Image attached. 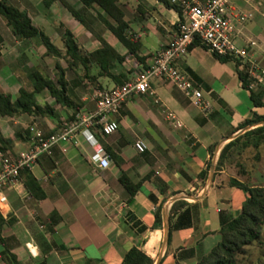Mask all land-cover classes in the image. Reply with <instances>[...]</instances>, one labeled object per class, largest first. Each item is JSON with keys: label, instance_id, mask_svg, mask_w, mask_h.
I'll return each mask as SVG.
<instances>
[{"label": "crops", "instance_id": "crops-1", "mask_svg": "<svg viewBox=\"0 0 264 264\" xmlns=\"http://www.w3.org/2000/svg\"><path fill=\"white\" fill-rule=\"evenodd\" d=\"M6 1L26 13L32 25L62 53L64 29L72 33L84 55L101 48L97 36L100 37L124 57L111 73L125 77V81L150 64L178 32V13L160 0H117L128 24L130 41L138 43V50L132 55L100 21L98 15L104 14L97 8L86 10L91 32L59 3L47 9L42 0ZM66 1L82 9L78 0ZM230 1L236 12L250 17L237 27L236 43H255L250 57L264 72V0ZM60 61L46 56L45 48L37 40L15 38L0 17V90L14 101L20 88L32 89V85L29 89L25 83L32 72L54 80L55 63H59L65 70L72 104L63 107L42 91L35 96L36 104L50 107L54 116L0 117V136L10 142L6 151L1 152L12 157L25 152L29 148V134L25 133L28 126L36 125L45 135L56 132L68 123L74 111L77 110L76 118L95 110L97 89L116 86L110 78L98 76L94 64L88 65L87 77L81 66L69 70ZM176 68L201 90L210 112L203 114L170 85L155 79L151 83L153 95L129 97L118 115L112 117L118 124L115 133L103 137L94 131L109 157L107 169L98 168L94 151L80 134L55 148L52 156L42 157L29 171L44 193L42 200L28 194L23 176L22 186L6 191L7 205L0 211V264H122L133 248L156 264L163 236L162 225H155L156 210L160 207L162 216L169 201L180 195L200 198L196 202L183 200L198 204L197 222L192 217L190 224L188 219H182V226L170 231L181 224L178 217L182 210L169 219V243L159 264H197L219 243L220 213L237 217L247 198L241 190L229 186V181L264 186V144L258 160L250 148L236 156L235 163L224 164L217 171L220 152L232 141L223 140L249 128L251 125H242L253 114L264 117V107H254L232 60L222 62L204 48L194 46L177 60ZM218 99L227 109L219 105ZM168 112L176 116L180 127L168 120ZM198 119L207 121L200 125ZM234 130L237 131L231 134ZM138 140L146 145L143 153L134 148ZM113 156L119 158L118 164ZM213 163V182L206 190L207 178L203 181L199 175ZM121 180L140 185L130 200ZM172 205H168V217ZM135 223L145 230L140 232Z\"/></svg>", "mask_w": 264, "mask_h": 264}, {"label": "trees", "instance_id": "trees-1", "mask_svg": "<svg viewBox=\"0 0 264 264\" xmlns=\"http://www.w3.org/2000/svg\"><path fill=\"white\" fill-rule=\"evenodd\" d=\"M78 2L82 5V9H76L66 0H42V5L48 9L53 3H59L67 10L72 18L91 32L92 30L85 16L86 10L99 9L104 14V17L99 15L98 17L106 29L127 49L129 54L135 55L138 50V43L136 41H130L131 36L128 34V24L124 21V14L118 6L117 0H78ZM160 2H162L165 7L174 9L168 0H160ZM0 17L15 38L19 40H37L38 43L45 48L46 56L64 61L67 69L73 70L81 66L86 74L89 69L88 65L94 64L98 69V76L110 78L116 86L126 82L125 77L115 76L111 73V70L117 64L123 62L124 57L116 53L115 50L100 37L97 36L101 43V48L84 55L81 53V49L72 33L64 29L62 33L64 53H62L51 43L43 32L32 25L26 13L20 11L6 0H0ZM216 58L222 62L228 61L227 58ZM55 69L57 73L55 74L54 80L43 76L37 71L32 72L29 75L32 89L27 90L25 88H20L14 101L11 100L10 95L0 90V117L12 118L23 114L29 116H54L55 113L50 107H39L36 104L35 96L42 91H46L57 104L67 108L72 107L68 97L70 92L67 88L65 70L59 63H55ZM85 76H87V74ZM238 76L241 81V86L247 90L249 84L247 77L243 72H239ZM249 92L254 107H264V86L259 85L255 90ZM218 103L224 109H227L226 104L221 99H218ZM76 112L77 110L74 111L72 116L67 120L68 123L74 121ZM206 121L205 119H198L200 125L204 124ZM263 121L264 117L253 114L252 119L245 121L242 127ZM237 130H234L231 134ZM25 133L29 134L28 130H26ZM8 144H10V142L2 139L0 136V150L6 151V146ZM263 144L264 126L245 132L222 148L216 170H220V167L224 164L235 163L234 158L240 156L245 150L250 148L256 152L255 159L258 160V152ZM232 150H235V152ZM113 158L118 164L119 158L116 156H113ZM208 169L209 165L207 169L199 175V178L203 181H206ZM22 176L28 194L37 200H42L44 198V193L32 174L29 171H25ZM183 176H185L184 173ZM121 182L127 190L130 200L135 195L140 185H131L124 180H121ZM228 184L231 187L241 190L247 195V198L237 217L233 218L223 212L220 213V241L207 255L201 257L197 264H237L239 256L245 255L247 247L254 243H259L263 245L264 248V243L261 242V234L264 230V186H251L235 179H231ZM149 198L151 201L155 202L154 196L150 195ZM198 209L197 203L189 204L183 200L173 203L169 212V219L172 220L177 214V211L182 210L178 217V222L180 223L181 221V224H176L171 227L170 231L172 228L182 226V219H188L187 223L190 224L192 217L196 223ZM130 219L133 220L132 217H130ZM52 223L54 224L53 220ZM155 225L158 227L162 225L160 207L157 208L155 213ZM134 226L139 227L138 230L140 232L145 230L139 223H135ZM122 264H153V261L141 250L133 248L126 253ZM262 264H264V259Z\"/></svg>", "mask_w": 264, "mask_h": 264}, {"label": "built area", "instance_id": "built-area-1", "mask_svg": "<svg viewBox=\"0 0 264 264\" xmlns=\"http://www.w3.org/2000/svg\"><path fill=\"white\" fill-rule=\"evenodd\" d=\"M179 15L178 32L175 38L160 50L152 62L142 67L134 77L119 86L110 89L101 88L94 92L96 108L85 116H76L71 123H65L56 132L45 135L36 125L28 127L29 148L16 157L0 151V211L7 205L6 191L22 186V174L31 171L44 156H52L53 150L69 143L80 134L94 151V160L100 169L110 166L109 157L100 147L94 131L103 137L112 135L118 129L113 116L118 115L126 100L135 95L154 92L151 88L157 79L178 91L190 105L208 114L210 108L203 102L202 92L193 80L176 68V62L194 46H199L218 58H227L236 63L240 72L248 80V91L264 86V72L251 60L250 50L254 42L238 46L237 27L250 17L238 13L230 0H168ZM251 2L252 0H248ZM168 120L175 127L181 124L176 116L168 112ZM138 153L146 150L143 141L134 144Z\"/></svg>", "mask_w": 264, "mask_h": 264}, {"label": "water", "instance_id": "water-1", "mask_svg": "<svg viewBox=\"0 0 264 264\" xmlns=\"http://www.w3.org/2000/svg\"><path fill=\"white\" fill-rule=\"evenodd\" d=\"M261 126H264V121L260 122V123L253 124V125L249 126V128H245V129L239 131L234 136L224 139L223 142H225L227 140H234L239 135L244 134L245 132L250 130V128H257V127H261ZM214 172H215V165L213 163L211 165L209 171H208L206 190L209 189L211 187V185H212ZM199 199H200L199 197L195 198V197H191V196H187V195L176 196V197L172 198L169 201V203L167 204V206L163 209L162 216H161L163 236H162L161 249H160V253H159L158 259L156 261V264L160 263V261L162 259V256H163V254L165 252V249L167 247L168 241H169V224H170V221H169V217H168V213H167L168 205H170V204H172V203H174L176 201H180V200H191V201L196 202Z\"/></svg>", "mask_w": 264, "mask_h": 264}, {"label": "rangeland", "instance_id": "rangeland-1", "mask_svg": "<svg viewBox=\"0 0 264 264\" xmlns=\"http://www.w3.org/2000/svg\"><path fill=\"white\" fill-rule=\"evenodd\" d=\"M60 62L62 63V65H66L64 63V61L61 60ZM53 78L55 79V76ZM25 83L27 85L26 87L30 89L31 85H32L30 80L26 79ZM83 91L88 93V94H90V92H92L91 90H89V91L83 90ZM28 124L29 123H27V125ZM252 129H254V128H251L250 130H252ZM261 239H262L261 242L264 243V230L262 231ZM245 252H246L245 255L239 256L237 264H262V261L264 259L263 258V255H264L263 245H261L259 243H254L253 245L247 247Z\"/></svg>", "mask_w": 264, "mask_h": 264}]
</instances>
